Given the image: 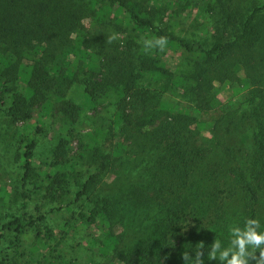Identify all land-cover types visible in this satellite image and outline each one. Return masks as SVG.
<instances>
[{
	"label": "rangeland",
	"instance_id": "obj_1",
	"mask_svg": "<svg viewBox=\"0 0 264 264\" xmlns=\"http://www.w3.org/2000/svg\"><path fill=\"white\" fill-rule=\"evenodd\" d=\"M8 1L24 37L18 45L0 33V58H6L0 71L8 59L16 65L22 56V63L47 68L59 62L63 72L53 78L54 96L35 97L22 80L0 84V264H123L120 254L140 240L161 239L162 232L163 264L175 249L179 264H202L201 243L209 246L204 264H227L232 253L220 257L234 237L231 229L244 227L249 206L243 173L258 188L253 206L264 231V157L249 158L252 131L243 132L248 125L240 109L250 88L240 74L223 84L213 75L197 76L194 65L203 54H186L155 35L169 32L207 49L234 38L242 17L264 0H221L216 10V0H128L151 28H134L106 0ZM123 67L133 72L132 85L114 79ZM181 76L186 82L179 88ZM199 88L204 94L196 99ZM57 95L71 104L70 112L59 111ZM181 121L184 162L164 147L149 150L157 132L174 136ZM36 127L41 131L22 189V152ZM228 148H234L233 158ZM94 149L107 155L103 166L89 159ZM249 162L258 163L252 171ZM90 176L92 186L77 199ZM131 184L139 192L128 190ZM107 201L116 208L105 220ZM13 216L34 224L21 234L5 232L1 226ZM229 219L232 225L222 232L220 224Z\"/></svg>",
	"mask_w": 264,
	"mask_h": 264
},
{
	"label": "trees",
	"instance_id": "obj_2",
	"mask_svg": "<svg viewBox=\"0 0 264 264\" xmlns=\"http://www.w3.org/2000/svg\"><path fill=\"white\" fill-rule=\"evenodd\" d=\"M113 4L115 13H123L127 18L132 22L134 28L148 27L151 28L152 25L148 20L143 17L137 4L128 1V0H106ZM8 0H0V33H5L7 37L17 43L22 45V38L24 35L20 33L21 26L19 22L21 20L17 14H14L15 8L8 3ZM221 3V0H216L213 7V10L218 8V5ZM222 4H225L222 2ZM219 9V8H218ZM102 10V9H101ZM229 17V16H228ZM230 19V18H228ZM225 26V24H223ZM239 33L231 38L230 41L212 44V47L205 48L201 42H192L184 38L175 37L169 32H164L158 30L155 34L159 37H166L167 43L175 44L178 48L183 49L186 54H203L204 60L202 63L194 65V71L196 74L203 75L204 78L208 75H213L215 79L220 83L230 82L233 83L236 77L240 74L241 81L250 88L244 101L242 102L241 112L244 113L245 123L248 126H244L243 132L252 131V137L250 139V144L254 148V153L250 152L249 158L253 161H256L258 158L262 159L264 157V4L261 6L252 7L245 14L239 24ZM21 41V42H20ZM164 44L165 42L161 40ZM13 54L14 59L18 60L19 51ZM22 55L27 57L26 52L20 51ZM12 57V56H11ZM12 57V58H13ZM228 58V60L226 59ZM20 61L16 65L10 62V59L7 60L5 67L0 71V84H14L17 80H22L26 87L33 93L36 97L38 93L42 97L41 93L49 94L52 92L54 87V76L57 77L59 72H63V68L59 62L55 63L51 68H47L44 65L32 63H25ZM0 60L6 61L5 57H1ZM153 64V63H152ZM223 70L222 73L220 69ZM197 74V76H198ZM238 74V75H237ZM236 77L234 78V76ZM133 76L132 71H127L126 67H123L120 70V73L114 75V79L119 81L120 84L132 85L134 81L131 80ZM190 79V76H188ZM234 79V80H233ZM209 81V80H207ZM211 81V80H210ZM209 81V82H210ZM130 82V83H129ZM186 79L182 80V76L179 78L178 87L181 88L182 85H185ZM203 89V88H202ZM41 91V92H40ZM192 91V90H191ZM200 91V92H198ZM196 95V99H201L204 92L199 88ZM89 94H92V90H88ZM53 93V92H52ZM53 93L52 96H54ZM17 101L19 95H15ZM58 101L61 103L59 111L64 114L65 111L70 112L71 106L69 102L65 101V98L62 96H55ZM43 98V97H42ZM43 102H46L43 99ZM16 105V103H15ZM73 108V107H72ZM120 113V110H118ZM243 113L241 115H243ZM121 118V115L118 114L117 121ZM250 123V124H248ZM178 129L174 132V136H165L161 132L156 133V138L154 137L155 145L149 147L151 149H163L164 147L171 157H177L180 161H185L187 156V148H184V144L187 141V136L185 135L186 123L181 121L178 124ZM236 129V128H235ZM41 131L40 127H36L33 135L30 139L27 140L22 152V189H26L28 184L29 175L31 172V159L33 157V151L38 143L37 136ZM230 134L235 133V130L228 128ZM176 137H181L184 140L178 141ZM166 145V146H165ZM230 157H234L235 150L234 148L226 149ZM90 158L93 161L104 165L107 155L103 154L99 149H94L90 153ZM244 158H242V161ZM245 161L242 162L244 164ZM98 164V165H99ZM258 164V163H257ZM255 164L254 167L257 165ZM245 167V166H244ZM247 168H250V171L254 169L253 164L250 162L246 165ZM247 170V169H246ZM184 174V172H181ZM245 173L242 174L241 181L243 183V189L245 192V203H248V210L244 212V220L247 219H256V209L253 205L258 203V188L248 179ZM93 176H90L84 183L80 186L82 189L77 192L76 198L79 199L82 195L88 192L94 182ZM60 183H67L63 180ZM128 190L138 191L139 187L136 184H131L127 186ZM135 195V194H134ZM141 194L137 193L135 202H138V197ZM24 196V194L22 195ZM25 198V197H23ZM107 207L104 208L101 212L102 218L105 220L109 219V216L112 215V210L116 205L112 201H107ZM245 207V206H244ZM97 210H95V217ZM167 217L169 216L167 210L165 211ZM42 220L43 217L37 218ZM245 220V221H246ZM166 222L165 218H162L159 223L162 226ZM233 221L230 219L224 223H221L222 232L226 231V228L231 226ZM34 224V221L27 220L23 216H13L10 220L2 224L1 228L5 232H11L13 234H21L25 227H30ZM201 230V228H197ZM161 239L146 238L135 243L127 252L120 254L119 258L123 264H163L159 256V251L161 250V243L164 242L166 234L162 232ZM150 235V234H149ZM148 235V236H149ZM212 235V234H211ZM123 237V236H121ZM123 239V238H122ZM117 241V239H114ZM204 250V251H203ZM209 246L203 245L200 247L199 254L202 256V264L206 263L208 258ZM197 256V255H196ZM180 258L177 250L175 249L171 254V257L168 260L167 264H179ZM196 264H200L199 261H196Z\"/></svg>",
	"mask_w": 264,
	"mask_h": 264
},
{
	"label": "clouds",
	"instance_id": "obj_3",
	"mask_svg": "<svg viewBox=\"0 0 264 264\" xmlns=\"http://www.w3.org/2000/svg\"><path fill=\"white\" fill-rule=\"evenodd\" d=\"M114 37L115 35L109 37L108 42H111ZM156 39L163 40L167 44L166 37ZM260 229L261 224L258 219H247L243 228H232L231 233L234 234V237L230 240L229 248L220 258H227L229 252H231V259L227 261V264H250V259L255 261V264H264V231H260ZM218 244L219 241H217V246ZM202 246L201 243L199 247ZM257 252L259 255H257ZM182 255L186 256L184 253Z\"/></svg>",
	"mask_w": 264,
	"mask_h": 264
}]
</instances>
